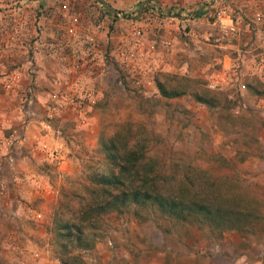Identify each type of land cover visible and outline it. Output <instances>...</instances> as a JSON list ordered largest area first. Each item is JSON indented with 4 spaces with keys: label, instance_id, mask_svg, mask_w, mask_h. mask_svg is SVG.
<instances>
[{
    "label": "rangeland",
    "instance_id": "obj_1",
    "mask_svg": "<svg viewBox=\"0 0 264 264\" xmlns=\"http://www.w3.org/2000/svg\"><path fill=\"white\" fill-rule=\"evenodd\" d=\"M157 80L185 94L163 98ZM128 124L164 170L248 221L130 208L66 256L264 264V0H0V264H61V194L82 192L101 134Z\"/></svg>",
    "mask_w": 264,
    "mask_h": 264
},
{
    "label": "trees",
    "instance_id": "obj_2",
    "mask_svg": "<svg viewBox=\"0 0 264 264\" xmlns=\"http://www.w3.org/2000/svg\"><path fill=\"white\" fill-rule=\"evenodd\" d=\"M160 95L174 99L185 94L170 82L157 80ZM203 104L208 100L195 93ZM126 125L125 134H101L99 138L100 167L86 178L82 192H63L55 217L54 235L60 249L61 264H75L76 257H67L71 247L88 249L84 236L86 227H94L104 216L121 214L130 208L154 210L166 218L196 222L220 229L244 226L249 215L225 206L209 194H196L189 176H182L169 167L159 165L140 135ZM139 130V128H137Z\"/></svg>",
    "mask_w": 264,
    "mask_h": 264
}]
</instances>
